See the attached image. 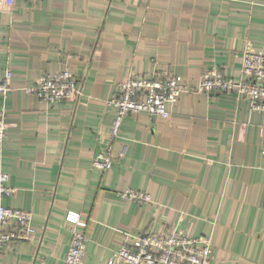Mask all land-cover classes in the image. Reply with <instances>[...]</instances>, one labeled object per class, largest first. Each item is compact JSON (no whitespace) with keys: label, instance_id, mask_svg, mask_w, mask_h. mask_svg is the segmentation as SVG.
Here are the masks:
<instances>
[{"label":"crops","instance_id":"crops-1","mask_svg":"<svg viewBox=\"0 0 264 264\" xmlns=\"http://www.w3.org/2000/svg\"><path fill=\"white\" fill-rule=\"evenodd\" d=\"M247 43L264 52V0H0V80L12 70L0 173L5 204L32 213L33 241L0 250V264H64L69 211L88 240L81 264H108L145 232L209 236L210 264H264V111L247 98L195 92L169 119L126 116L111 140L107 101L131 73L173 72L198 86L206 68L242 77ZM69 68L78 99L48 103L25 88ZM112 145L114 164L93 167ZM139 190L149 202L123 199ZM122 264V263H120Z\"/></svg>","mask_w":264,"mask_h":264},{"label":"built area","instance_id":"built-area-1","mask_svg":"<svg viewBox=\"0 0 264 264\" xmlns=\"http://www.w3.org/2000/svg\"><path fill=\"white\" fill-rule=\"evenodd\" d=\"M15 0H6L12 6ZM12 70H6L0 80V98L3 102L11 90ZM82 81L69 68L58 73L43 72L37 82L25 90L48 103H63L78 99L82 94ZM224 93L237 98H247L254 109L264 111V52L255 50L247 43L243 52L242 77L229 78L217 68H206L198 86L191 87L179 82L173 72L154 70L149 76L131 73L121 84L119 93L107 101L116 109L111 126V140L120 134L123 119L129 115L146 112L152 118L169 119L168 105L180 97L195 93ZM8 123L4 106L0 109V154L8 135ZM114 164L112 145L98 152L93 167L108 170ZM16 192L9 184V176L0 173V250L16 242L33 241L36 238L32 226V213L5 204ZM123 199L149 202L150 194L134 189L119 192ZM66 221L72 224L73 237L64 264H81L85 255L87 234L80 214L69 211ZM213 258V242L209 236L191 237L183 230H168L163 234L145 232L131 237V241L116 248L108 264H210Z\"/></svg>","mask_w":264,"mask_h":264}]
</instances>
